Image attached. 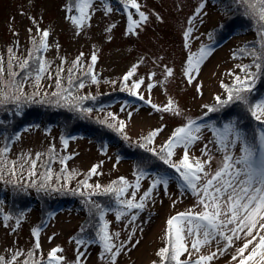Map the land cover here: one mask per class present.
<instances>
[{"label": "rangeland", "instance_id": "rangeland-1", "mask_svg": "<svg viewBox=\"0 0 264 264\" xmlns=\"http://www.w3.org/2000/svg\"><path fill=\"white\" fill-rule=\"evenodd\" d=\"M202 2L205 6L197 14L196 10ZM137 3L140 5V11L144 12L148 19L133 31H129V14L134 20H139V16L131 7L126 12L122 0H116L115 3L111 0H92L90 18L80 27L69 19L71 16H79L74 7L72 11L68 10L73 6V0H0V61L7 67L10 48L16 57L26 58L29 51L34 49L33 39L38 40L42 35V31L38 32V29L47 30L48 48L34 55L42 56L48 62L52 78L49 79L45 75L40 81L41 95L36 97L37 100H43L42 104L55 103L61 108L73 111L69 107L58 105L55 102L57 97L50 95L51 92L57 91L56 70L63 68L64 71L60 73L63 88H70L77 97L98 98V107H94L93 112H88L96 126L102 125L100 121H106L119 127V121H123L124 132L119 135H126L129 141L139 143L143 142L142 138L148 136L150 132L163 127V131L155 137L153 146L164 144L175 128L182 126L188 119L197 120L207 111L205 106L215 104V96H223L222 83H232L234 75H243L236 66L250 64V57L244 56L239 50L245 45L252 44L257 34L250 28L231 34L226 42L219 46H209L208 32L228 17L224 4H220L222 7L217 6L212 0H137ZM108 8L111 11H106ZM240 21L247 24L243 20ZM190 28L192 32L187 39L186 48L184 33ZM246 28H249V25ZM202 47L208 48L210 53L201 64L198 73L193 72L195 79L189 84L184 76L187 59L189 55L197 54ZM93 54L97 57L95 64L91 62ZM77 57L80 59L74 66L73 62ZM17 63L14 61L13 67L20 71ZM89 65L92 68L91 72L88 71ZM134 65L136 70L126 84L130 85L133 81L141 79L144 81L135 96L130 94L128 87L121 90L124 75ZM70 68L73 70L71 84L68 72ZM166 68L173 70L171 77L165 75ZM153 73L155 75L149 79ZM93 75L96 77L95 82L92 80ZM81 81L85 85L83 88L77 87ZM149 83L154 85L151 91L147 88ZM197 85L200 86L199 92ZM24 90L27 93L34 90L31 80L27 82ZM44 93L49 95L45 97ZM140 95H143L144 100L139 98ZM149 98L151 103H146ZM169 99L176 102L180 115L156 111L151 107V104L163 107ZM83 101L81 107H89L86 106L85 100ZM62 102L60 103L63 104ZM8 110H16L15 105L0 106V116ZM203 124L209 125L205 122ZM41 125H25V129L20 132L5 157L8 162L18 161V158L25 155L35 158L36 153H41L36 169L37 175L34 177L41 180L40 174L45 173L50 166L52 179L47 182L50 187H71L78 193L84 190L80 182L86 177L87 182L92 185L98 183L108 186L118 181L120 177H124L129 184L136 183L138 168L144 167L142 158L145 152L143 149L129 151L119 145L120 136H116L117 132L114 129L112 133L107 131L105 135H100L99 142L97 139L96 141L87 137L66 139L58 128L51 127L46 131ZM202 135L203 138L193 146L190 155L206 159L200 150L207 144L213 156L211 169L215 171L223 154L216 150L214 144L209 143L213 139L209 128L202 129ZM63 138L67 141L66 145L61 142ZM104 138L109 141L104 143ZM50 149L61 155L66 153L71 159L66 160L65 165L57 163L56 166L52 163ZM233 151L238 156L239 145ZM182 155L183 149L178 148L174 159L179 160ZM46 161V170H43L41 164ZM94 165H98V174L88 177L89 170ZM27 167L25 165V169ZM71 173L75 175L69 176ZM66 176H69L67 180ZM154 177L148 173L139 181L137 199L149 188ZM131 192L132 189L129 188L121 198L129 197ZM152 196L153 199L146 202L143 210H133V213L138 211L135 221H131L130 214L117 221L116 211L120 206L113 209L104 204L106 205L104 208L107 209L105 220L109 231L119 233L118 238L114 237V243L120 245L123 242L124 245L121 254L116 258V264L154 262L160 264V261L157 262L159 257L156 253L166 244V221L188 209L200 211L197 207V198L190 191L180 188L174 178L169 180L166 190L163 185L157 186ZM0 208L3 215L12 217L4 221L3 215H0V256L10 259L19 250L21 255L17 258V264H23L28 258L27 253L34 251L33 258H39L46 264L48 252L59 247L63 251L57 255L64 257L63 264H75L78 252L85 254L86 259L81 258L82 264H106L105 260L101 259L102 247L97 237L84 238L80 235L83 233L81 228H84L86 217H90L86 204L84 206L72 204L51 215L47 213L44 218L43 213L34 207H28L30 209L23 210L18 225L16 220L21 215L16 217L10 215L5 204ZM34 228L40 229L39 250L33 248L36 242L32 235ZM77 238L97 242L78 248L75 243ZM242 244L241 240L235 247ZM235 247L230 248L228 254L219 256L211 264H236L231 260ZM215 250L216 246L213 243L210 248L206 247L202 251L207 254ZM250 250L251 246L248 251ZM185 258L187 254L182 257Z\"/></svg>", "mask_w": 264, "mask_h": 264}, {"label": "snow or ice", "instance_id": "snow-or-ice-1", "mask_svg": "<svg viewBox=\"0 0 264 264\" xmlns=\"http://www.w3.org/2000/svg\"><path fill=\"white\" fill-rule=\"evenodd\" d=\"M125 11L129 7L136 10L139 20L132 19L129 14V31H133L135 27H139L141 23L147 21L148 17L144 12L140 11V5L137 0H122ZM92 0H73V6L69 7V11L73 10L79 13V16H71L69 19L80 27L85 20L90 18V8ZM202 2L196 10L199 14L204 8ZM226 9L231 7L240 11V14L249 20L257 33L256 40L245 45L239 51L247 57L251 58L250 64H241L236 67L240 69L243 75H234L231 85L221 84L226 95L224 98L217 95L214 97L215 104L205 106L208 113L219 112L232 105H241L246 112L250 114L256 122V126L251 128L250 132H246L237 120H229L224 122L222 126L205 125L198 123L197 120L188 119L186 123L174 129L171 136L163 145L150 147L153 145L155 137L163 131V127L153 130L148 136L143 137V142L139 143V147L151 152L154 156L160 159L169 168L174 169L178 175L169 177L167 175H157L152 179V182L147 190H145L139 199L136 198L139 190V181L148 173L143 168H138L136 175V183L129 184L124 178L120 177L118 181L102 186L100 184H89L87 177L81 181L83 191H79V195L85 197V203L88 206L90 216L98 217L99 227L96 229V237L102 247L100 254L101 259L105 260L106 264H116V258L121 254L123 242L120 245L114 243V237L118 238L119 233H111L108 228V223L105 220V212L107 209L102 207L100 203L91 200L95 195H114L116 203L120 206L116 211V219L119 221L121 217L131 215V221H135L139 210H143L146 202L153 199V191L157 186L163 185L165 190L170 179H176L178 184L183 189L190 191L197 198V207L200 211L188 209L185 212L177 213L166 221V244L160 248L156 255L159 257L160 264H211L219 256L228 254L230 248L235 247L236 243L243 241L242 246L235 247V251L231 254V260L236 264H264V96H256V85L264 79V0H229L225 6ZM106 11H111L110 8ZM191 23V18L189 19ZM42 31V35L38 40L33 39L34 49L29 51L26 58L20 59L13 54V50L8 49L9 59L7 67L3 61H0V106L13 104L15 105V115L21 114V109L25 104L42 103L43 100H37L40 96L39 88L40 81L45 75L49 79L52 78L48 62L42 56H36L34 53H40L48 48L47 37L49 32ZM192 29L185 31V47H188L187 39L190 36ZM210 50L202 47L197 54L189 55L184 76L189 84L192 83L195 77L193 72L200 69L201 64L209 55ZM234 58L236 55L234 53ZM79 57L73 62L74 66L79 62ZM96 55L91 57L92 64L96 62ZM17 61V67L20 71H16L13 67V62ZM254 69V70H253ZM136 66L124 75L122 81L123 91L128 87L131 95H137V90L144 83L143 79L133 81L130 85L126 82L133 76ZM63 68H57L55 74V86L57 91L50 93L52 97H57L55 101L60 106L69 107L73 111H81L83 113L91 112L90 108H82L81 102L89 97L74 96L70 88H63L61 83L60 73ZM72 69H68L70 74L69 83L71 84ZM88 71L92 68L89 65ZM155 74H151L149 79ZM165 75L171 77L173 70L166 68ZM231 75V73H230ZM32 81L33 91L25 92L27 82ZM93 82L96 81L95 75L92 76ZM85 85L81 81L77 87L83 88ZM154 87L149 83L147 88L149 91ZM197 91H200V86L197 85ZM49 93H44L47 97ZM255 97V98H254ZM139 98L144 100L143 95ZM63 101V104L60 102ZM151 103V100L145 101ZM151 107L156 111L171 112L174 115H180V110L176 102L172 99L163 107L151 104ZM111 115V114H109ZM114 119V117H113ZM110 129H114L118 134L124 132L125 124L119 121V127L113 123L100 121ZM209 128L213 134V139L209 143L216 146V150L223 154L222 160L218 167L213 171L211 163L213 156L208 145L201 148V155L207 157L201 159L190 155L193 146L203 138L202 129ZM123 139H127L124 135ZM65 145L67 141H64ZM239 145V155L234 154V149ZM183 149V155L179 160L174 159L176 149ZM9 151L8 147L0 148V181L9 184H19L24 171H27L29 177L36 176L37 162L41 158V153H36L35 158L27 155L18 158V161L8 162L4 156ZM50 151H52L50 149ZM51 159V157H50ZM71 157H63L61 163ZM47 164V161L45 162ZM27 165V169H25ZM98 165H94L88 173V177L97 175ZM42 179L39 184L37 180H31L26 184V187H35L37 191L48 190V181L52 179V169L47 167L45 173L40 174ZM70 175H75L71 173ZM65 177V180L69 178ZM10 177V179H5ZM59 179V177H57ZM132 189L131 195L127 198L123 197L129 190ZM51 190H58L52 188ZM133 210H138L133 213ZM3 220L11 219L9 215H3ZM21 217L16 220L17 225L20 223ZM86 229L81 228V232ZM40 229H32V235L36 238L33 246L35 250H39L41 245L39 242ZM51 239V238H49ZM131 239V235L129 236ZM97 240H85L77 238L75 243L78 248L89 244L96 243ZM137 244L139 241L136 242ZM215 243L216 250L203 253V249L210 248ZM251 246V250H249ZM135 247V245H133ZM63 249L59 247L52 248L48 252L46 264H63L64 257L57 255ZM247 252V255L245 253ZM34 251L27 253V259L23 264H45L39 258L34 257ZM187 254V258L182 257ZM21 252L17 250L10 259L0 256V264H17V258ZM85 257L83 252H78L75 264H82L81 258ZM195 257V259H193ZM86 259V257H85ZM155 264V262H154Z\"/></svg>", "mask_w": 264, "mask_h": 264}, {"label": "trees", "instance_id": "trees-1", "mask_svg": "<svg viewBox=\"0 0 264 264\" xmlns=\"http://www.w3.org/2000/svg\"><path fill=\"white\" fill-rule=\"evenodd\" d=\"M114 3L116 0H111ZM217 6L220 4H224L226 6L229 3V0H212ZM222 7V5H220ZM226 9V7H225ZM223 11V8H222ZM228 14V17L224 18L220 21L216 27L211 29L207 34L208 45L218 46L219 44L226 41L229 36L235 34L238 31L249 30L252 28L253 33L257 34L254 30L251 22L245 19L241 14L240 11L237 9H233L228 7L225 11ZM241 18L239 19V17ZM246 22L247 24H243ZM249 25V28H246ZM252 35V34H250ZM251 58H249V63H251ZM232 83H225L224 85H231ZM224 98L226 93L222 88ZM256 96H264V79H262L257 85L255 90ZM85 97V96H82ZM89 98L84 99L86 104V108L92 109L93 112L94 107H98L99 100L95 96H88ZM255 98V97H254ZM63 103V102H62ZM84 103V101H83ZM35 105V106H31ZM85 105V104H84ZM27 106V107H26ZM26 106L22 107L25 108L24 111L21 109L20 115H15L16 110H8L0 116V148L8 147L10 149L11 145L17 139L20 132L25 129V125H33V126H41L46 129L51 127L58 128L61 131L63 137L66 139L71 137H87L90 139L98 140L100 135H105L106 133L114 132L113 129L108 128L105 125L98 124L97 126L92 122L90 119L91 117L88 113H83L81 111H69L67 109L61 108L57 106L55 103L51 104H42V103H35V104H26ZM212 106V105H211ZM99 109V108H98ZM68 112V113H65ZM207 112V111H206ZM205 112V113H206ZM203 113L197 119L198 123H208L209 125H215L217 127L222 126L224 122L229 120H237L240 122V126L246 131L250 132L251 128L256 126V122L253 118L246 112L243 106L241 105H232L228 108H225L219 112L208 113L205 115ZM93 123V124H92ZM108 131V132H107ZM116 136H120L116 137ZM114 138L118 139V144L126 147L129 151H133L134 149L141 150L142 148L139 147V142H132L128 139H123L121 135L118 133ZM112 137V136H111ZM61 140L64 142L65 140ZM105 139V140H104ZM106 143L107 138H104ZM96 140V141H97ZM113 140V139H111ZM100 142V140H98ZM160 145H163L160 144ZM153 146L157 149L159 146ZM150 145V147H152ZM144 158H142V162H144L143 169L147 173H151L153 176H164L167 175L169 177H175L178 174L175 173L174 169L169 168L165 165L160 159L154 156L151 152L146 151L143 149ZM5 153L4 158L7 156ZM63 157H67V154H60L54 149H52V163L59 165H65L66 161L62 164L60 161ZM141 161V158H140ZM38 165V162H37ZM41 168L46 170V163L41 164ZM27 169V168H26ZM37 169V168H36ZM22 174V178L20 179L19 184H9L3 181H0V206L6 205L8 207L10 215L16 217L23 213L24 209L35 208L37 211L43 213V218L48 213L49 215L60 211L63 208H66L72 204L77 206H84L85 197L79 195V193L75 189L68 188H61L57 187L55 189L58 190H51L54 187H50L48 190H41L37 191L35 187H26V184L31 180H37L39 184L40 180L34 176L29 177L27 171H24ZM5 179H10V177H6ZM177 185L181 188L182 186L178 184L177 180L175 179ZM78 195L80 197H78ZM91 200L96 201L97 203H101L102 207L108 205L111 206L113 209H117L119 205L116 203V199L114 195H95L91 197ZM106 204V205H104ZM27 205V206H25ZM25 206V207H24ZM24 207V208H22ZM28 208V209H30ZM2 210L0 208V215L2 214ZM8 213V214H9ZM88 216V215H87ZM99 227L98 217L90 216L86 217L84 221V228L86 229L80 235L85 237H96V229ZM159 262V260L157 261Z\"/></svg>", "mask_w": 264, "mask_h": 264}]
</instances>
